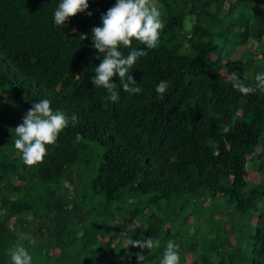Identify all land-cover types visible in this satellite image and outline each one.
I'll return each instance as SVG.
<instances>
[{
    "label": "trees",
    "instance_id": "16d2710c",
    "mask_svg": "<svg viewBox=\"0 0 264 264\" xmlns=\"http://www.w3.org/2000/svg\"><path fill=\"white\" fill-rule=\"evenodd\" d=\"M88 2L63 28L53 20L60 0H0V264L17 243L32 264H137L129 254L141 249L128 241L141 236L160 240L146 264H160L169 240L180 264L188 255L190 264H238L224 249H240L232 224L211 238V225L233 213L255 218L243 263L264 264V92L242 97L222 74L254 86L264 73V0H152L164 27L131 70L142 92L125 93L116 75L115 103L91 83L100 63L91 34L116 0ZM43 99L78 122L28 167L14 129ZM89 163L92 177L82 174Z\"/></svg>",
    "mask_w": 264,
    "mask_h": 264
},
{
    "label": "clouds",
    "instance_id": "9594fccd",
    "mask_svg": "<svg viewBox=\"0 0 264 264\" xmlns=\"http://www.w3.org/2000/svg\"><path fill=\"white\" fill-rule=\"evenodd\" d=\"M89 8L88 0H60L54 11V24L65 27L66 21L78 13L85 12ZM88 16L92 12H87ZM161 11L152 0H116L113 7L109 8L106 14L101 16L102 27L92 29V47L96 50V59L100 60L95 67V75L91 78L94 87L106 90L105 103L118 102L119 93L116 91L117 84L113 77L118 75L123 91L130 95L139 94L142 88L131 75L133 66L138 59L146 56L147 50L155 49L159 44L160 32L164 27L161 20ZM75 31V30H73ZM88 37L81 33L80 40ZM138 42L145 48H133V42ZM121 48L130 49L127 55ZM228 78L232 86L242 97H247L256 91L264 92V73L255 76V85L246 82L247 78L241 79L239 73L231 71ZM168 89L166 81H160L156 86L157 99L163 100ZM22 123L15 129L17 139L14 147L21 154L24 165L36 166L43 162L47 153L46 146L54 145L62 130L78 122V117L73 114L69 117L62 110H54L51 101L43 99L32 103V106L22 117ZM229 127L225 125L223 132L227 133ZM22 238L30 244L35 245L36 240L30 234H21ZM141 249L135 255L137 264H146L145 250H152L160 247V240L152 237L128 241V246ZM128 248V247H127ZM126 248V249H127ZM10 264H32L33 258L23 244H14L8 249ZM160 264H180L179 244L169 240L164 250Z\"/></svg>",
    "mask_w": 264,
    "mask_h": 264
},
{
    "label": "rangeland",
    "instance_id": "374dc122",
    "mask_svg": "<svg viewBox=\"0 0 264 264\" xmlns=\"http://www.w3.org/2000/svg\"><path fill=\"white\" fill-rule=\"evenodd\" d=\"M242 50H243V48H239L234 53L233 58L236 59L243 52ZM222 74H223V76L228 77L229 72H226V70L223 69ZM100 150L102 151L103 149L101 148ZM100 150H99V153H101ZM17 151L18 150H16V152ZM95 153H97V151H95ZM94 159L97 160V157L94 156L93 161H94ZM262 162H263L262 166H264V161H262ZM89 165H91V166H88V169L83 171V173H82L83 175L88 174L89 176H91L90 173L94 172L93 169L96 168L97 163H95L94 165L89 163ZM249 174L252 177H254L255 179H257L258 181L262 180V174L260 172L253 173L252 171H249ZM87 183H88V178L82 177L80 180V184H79L80 190L86 188ZM68 188L70 190L75 189V187H73L72 185H69ZM82 194H83V191H81L78 195L81 196ZM132 202H134V199L132 200ZM213 218L218 220L219 218H222V217H219V215H217L216 217H213ZM254 221H255V218L249 219V217H245V216H243V218H240L239 216L236 215V213H233V216L231 217V219L222 218L220 221H217L216 223H213L211 225V229L213 231L211 238H216V235L214 234L216 228L217 229H223V228H225L226 225L228 226L229 224H232L235 228V231L231 237L232 240L231 239L230 240H231V243H233L232 246H236V247H238V249L239 248L240 249L236 250V248L230 247V246H225L224 249L227 252V256H228V254H231L232 257L234 258V260H236V262L237 261L239 262L238 264H244L242 257H243L245 250L248 249L247 241L249 239L248 238L249 230H251V232H252L253 226H251V225H254V223H253ZM125 246H126V244H125ZM55 249L58 251L57 253L60 252L59 249H57V248H55ZM54 261H55V258L52 260V262H54ZM190 262H191V258L188 255L184 264H190Z\"/></svg>",
    "mask_w": 264,
    "mask_h": 264
},
{
    "label": "crops",
    "instance_id": "0c3cea01",
    "mask_svg": "<svg viewBox=\"0 0 264 264\" xmlns=\"http://www.w3.org/2000/svg\"><path fill=\"white\" fill-rule=\"evenodd\" d=\"M52 254H58V253H51V252H50V255H52Z\"/></svg>",
    "mask_w": 264,
    "mask_h": 264
}]
</instances>
